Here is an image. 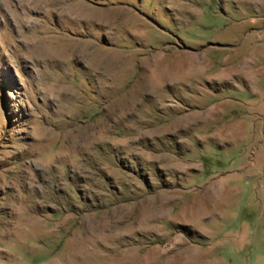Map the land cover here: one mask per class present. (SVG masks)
Wrapping results in <instances>:
<instances>
[{
    "label": "rangeland",
    "instance_id": "1",
    "mask_svg": "<svg viewBox=\"0 0 264 264\" xmlns=\"http://www.w3.org/2000/svg\"><path fill=\"white\" fill-rule=\"evenodd\" d=\"M0 264H264V0H0Z\"/></svg>",
    "mask_w": 264,
    "mask_h": 264
},
{
    "label": "bare ground",
    "instance_id": "2",
    "mask_svg": "<svg viewBox=\"0 0 264 264\" xmlns=\"http://www.w3.org/2000/svg\"><path fill=\"white\" fill-rule=\"evenodd\" d=\"M73 21V20H72ZM92 47V46H91Z\"/></svg>",
    "mask_w": 264,
    "mask_h": 264
}]
</instances>
